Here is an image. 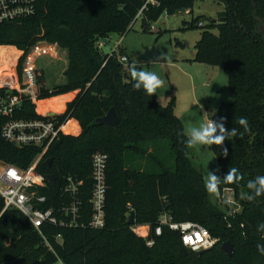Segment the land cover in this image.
Returning <instances> with one entry per match:
<instances>
[{
	"label": "trees",
	"instance_id": "16d2710c",
	"mask_svg": "<svg viewBox=\"0 0 264 264\" xmlns=\"http://www.w3.org/2000/svg\"><path fill=\"white\" fill-rule=\"evenodd\" d=\"M216 1L225 4L218 18L201 16L185 24L188 29L203 30L195 45V61L223 67L228 78L232 99L220 103L215 121L224 117L225 127L236 128L238 134L224 142L227 157L222 155V146L211 149L218 176L236 167L243 177L239 183L220 185V191H235L241 210L229 215L231 206L215 202L206 192L205 174L193 159L192 148L186 146L175 101L163 105L157 93L150 97L142 89L134 90L120 58L102 50L107 37L124 35L139 18L142 31L152 32V25L165 14L192 13L196 0H38L35 15L0 25V53L1 48H15L22 77L34 44L44 40L57 45L56 56L38 57L52 58L53 69L37 67L40 103L54 105L55 118L64 123L39 166L45 176H56L42 207L57 213L68 201L62 193L65 179L74 176L84 181L83 210L78 226L47 223L40 230L19 209L7 210L0 217V264L18 258H23L20 264H54L58 257L65 264H264V255L257 250L258 244H264V231L257 230L264 223V195L242 198L250 192L248 181L264 175V0ZM59 77L65 81H56ZM60 101L61 106H56ZM22 107L19 117L45 118V107L28 100ZM112 107L119 115L118 125L98 124L97 119ZM240 117L248 119L250 131L244 132L238 124ZM165 148L171 154L168 161L159 154ZM39 151L7 142L0 128V160L27 167ZM95 153L107 155L102 229L89 226ZM132 211L136 212L135 225H150L149 236L136 234L129 225ZM166 211L176 221L200 222L218 243L200 254L167 226L156 235L157 222ZM150 239L155 240L153 246L147 244ZM226 241L235 247L232 256L221 247Z\"/></svg>",
	"mask_w": 264,
	"mask_h": 264
},
{
	"label": "built area",
	"instance_id": "2783aa9c",
	"mask_svg": "<svg viewBox=\"0 0 264 264\" xmlns=\"http://www.w3.org/2000/svg\"><path fill=\"white\" fill-rule=\"evenodd\" d=\"M37 11L38 0H0V25L29 18L35 15ZM199 24L202 25V22ZM152 29L157 30L154 25H152ZM111 38L112 36L107 37L102 44L107 43ZM120 44L119 41L110 54L118 56L120 61L126 64L130 62V58L121 52ZM40 55L42 54H39L38 57ZM27 100L35 104H38L41 100L39 99L36 61L26 69L21 79L16 76L0 82L1 137L20 148L38 147L40 149L27 167L0 160V198L3 201L0 217L9 209L20 210V206H23L28 212L26 217L38 230L47 223L61 226H78L80 225L79 219L84 203L81 197L84 187L83 180L74 176H68L65 179L66 183L62 193L68 198V201L60 205L57 213L53 208L42 207L49 200L46 191L49 190L50 182L47 176L39 171V166L46 158L53 142L62 132L64 123L60 124L55 115H48L46 110H43L45 118L19 117V113L23 109V103ZM106 166L107 155L95 153L92 157L93 169L91 176L93 184L90 188L89 198L92 205L89 226L93 229H102L106 224L108 191ZM218 202L223 204L225 202L231 206L229 210L231 216H235L236 212L241 210V205L235 198V191L231 188H224L219 192ZM164 226L179 232L183 244L196 252L214 247L219 240L213 237L209 229L200 222L193 220L176 221L172 214L167 211L162 213L157 222L154 230L155 234L161 235ZM149 234L150 226L147 235L144 237L149 236ZM57 237L61 240V235ZM43 239L53 250L44 235ZM154 243V239L147 241L149 246H153ZM54 264H65V262L58 257Z\"/></svg>",
	"mask_w": 264,
	"mask_h": 264
},
{
	"label": "rangeland",
	"instance_id": "374dc122",
	"mask_svg": "<svg viewBox=\"0 0 264 264\" xmlns=\"http://www.w3.org/2000/svg\"><path fill=\"white\" fill-rule=\"evenodd\" d=\"M224 9L225 4L216 0H196L194 13L187 14L188 11L187 13L180 11L175 15H163L153 24L158 30L152 29V32L142 31V21L139 18L134 28L127 31L123 37L122 47L131 60L137 59L143 64L144 70L156 72L164 81V86L156 92L158 99L163 105L175 101V111L181 118L186 133L190 127H199L209 118L215 120L218 117L220 103L232 99L228 78L223 67L190 61L196 54L195 45L200 40L203 30L201 28L188 29L185 24V22H191L193 18L201 16L218 18L219 12ZM213 31L218 33L217 29ZM121 36L119 33L113 34L110 41L102 44L103 52L110 53L117 46V40ZM181 43L184 47L180 45ZM147 44H151L155 50L159 51L160 57L157 60L139 58L138 50ZM57 48L56 44L44 40L34 44L24 61L21 75L35 61L37 67L53 69L52 58L41 57L38 59L37 57L39 54L56 56ZM16 54L18 53L15 48H1L0 82L9 80L10 77L22 78L16 66ZM162 54L168 58L162 59ZM132 61L126 64H130ZM168 62H171V65L167 64ZM47 73L50 74L48 78H51L52 74ZM55 80L64 82L65 78L60 79L59 77ZM53 83L55 82L53 81L51 84ZM42 101L40 100L37 106L47 108L45 110L50 116L56 115L57 111L55 112L54 105L45 104L42 106L40 103ZM56 106L60 107L61 101ZM192 152L193 159L203 170L205 178L208 171H213L218 175V163L211 147L197 146L192 148ZM159 154L167 161L171 157L170 151L166 148ZM211 198L218 202L219 195H211ZM149 226V224L133 225L132 229L136 234L146 236L147 234L144 233Z\"/></svg>",
	"mask_w": 264,
	"mask_h": 264
},
{
	"label": "clouds",
	"instance_id": "9594fccd",
	"mask_svg": "<svg viewBox=\"0 0 264 264\" xmlns=\"http://www.w3.org/2000/svg\"><path fill=\"white\" fill-rule=\"evenodd\" d=\"M168 58L162 54V59ZM133 81L134 90H143L150 97L156 95L158 89L164 86V81L160 76L153 71L144 70L143 64L136 60L130 64L125 65ZM207 114V112H205ZM214 114V113H213ZM244 129V132L250 131L249 121L246 117H240L237 121ZM244 132L239 133L242 137ZM237 129L232 128L228 130L225 127V118L221 117L219 121H215L209 118L206 122L201 123L199 127H190L187 130L186 146L189 148H195L197 146H224L225 140H229V137L236 136ZM222 155L228 156V148L223 147ZM243 179L242 175L236 167H230L228 172L221 178L213 171H208L204 181V187L209 195H219L220 185H231L239 183ZM247 188L250 190L249 194L245 197L248 200H253L256 197L264 195V175H258L253 180H249ZM20 210L24 212L25 216H28V212L23 206H20ZM258 231H264V223L258 226ZM257 250L261 255H264V244H258Z\"/></svg>",
	"mask_w": 264,
	"mask_h": 264
},
{
	"label": "water",
	"instance_id": "95a60500",
	"mask_svg": "<svg viewBox=\"0 0 264 264\" xmlns=\"http://www.w3.org/2000/svg\"><path fill=\"white\" fill-rule=\"evenodd\" d=\"M139 58L141 59H145V60H153L155 59L154 56V48L153 47H149L147 49H145V51L139 55ZM98 124L102 125H108L111 127H115L118 125L119 123V115L116 111V109L114 107H112L108 113L97 119ZM49 162H52V159H49ZM47 179L50 183H55L56 181V176L54 174L48 175ZM128 223L129 225H135L136 224V212L132 211L129 218H128ZM222 249L223 251H225L228 255L232 256L235 252V247L233 245V243L231 241H226L222 244ZM206 250H201L198 253H203ZM23 261V258H18L12 261H8L5 264H20Z\"/></svg>",
	"mask_w": 264,
	"mask_h": 264
},
{
	"label": "crops",
	"instance_id": "0c3cea01",
	"mask_svg": "<svg viewBox=\"0 0 264 264\" xmlns=\"http://www.w3.org/2000/svg\"><path fill=\"white\" fill-rule=\"evenodd\" d=\"M188 11V10H187ZM187 11H185L186 13H187ZM189 12V11H188ZM192 13H194V9H193V12ZM192 13H187V14H192ZM137 22V21H136ZM136 22H135V24H136ZM135 24H134V26H135ZM134 26H133V28H134ZM158 30V29H157ZM130 31V30H129ZM159 32V31H158ZM123 37H124V35H122L121 36V38H119L118 40H117V43L120 41L121 42V44H120V49H121V51H123V53L124 54H126L127 56H129L125 51H124V49H123V47H122V42H123ZM180 45H182L183 47H184V45L181 43ZM149 47H152L151 46V44H147V45H144L142 48H140L139 50H138V55H140V54H142L144 51H145V49H147V48H149ZM154 56H155V59H153V60H157L159 57H160V55H159V51L156 49H154ZM195 56H196V54H195ZM195 56H194V58H192V59H190V61L192 60V61H195ZM130 58V57H129ZM130 61H132L131 60V58H130ZM197 62V61H196ZM164 63V62H163ZM171 62H168L167 64H169V65H171L170 64ZM201 63V62H200ZM164 64H166V63H164ZM209 65V64H208ZM192 66V65H191ZM199 69H201V68H199ZM225 72V71H224ZM66 97H68L69 98V95L68 96H66ZM222 102H224V101H222ZM147 231L148 230H146L145 231V233L144 234H147Z\"/></svg>",
	"mask_w": 264,
	"mask_h": 264
}]
</instances>
